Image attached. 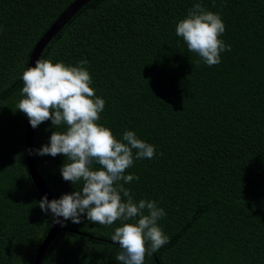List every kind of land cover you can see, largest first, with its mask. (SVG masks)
I'll return each instance as SVG.
<instances>
[{
  "label": "trees",
  "instance_id": "1",
  "mask_svg": "<svg viewBox=\"0 0 264 264\" xmlns=\"http://www.w3.org/2000/svg\"><path fill=\"white\" fill-rule=\"evenodd\" d=\"M73 1L0 0V264H31L52 222L26 168L16 105L33 44ZM194 3L226 26L231 51L218 65L198 64L175 34ZM38 59L87 60L105 100L97 123L155 146V158L125 171L139 177L124 184L134 201L167 213L158 225L170 240L144 264H264V0H81ZM64 130L41 123L32 150ZM32 156L53 199L81 190L63 180V155ZM119 226L63 221L39 264H119Z\"/></svg>",
  "mask_w": 264,
  "mask_h": 264
},
{
  "label": "clouds",
  "instance_id": "2",
  "mask_svg": "<svg viewBox=\"0 0 264 264\" xmlns=\"http://www.w3.org/2000/svg\"><path fill=\"white\" fill-rule=\"evenodd\" d=\"M225 31L220 14L207 10L201 3H194L175 28L188 51L199 56L197 63L203 61L208 66L218 65L221 53L231 51V45L220 38ZM87 63L81 60L72 66L38 59L22 73L17 110L28 117L33 129L48 120L53 128H65L62 132L53 131L48 144L30 151L40 156L63 155V180L73 185L82 182L81 190L51 201L45 195L37 203L43 212L50 211L54 222L61 226L68 220L78 224L82 216L104 226L120 221L121 226L111 235L120 247L115 259L119 264H144L146 254L153 255L170 240L158 225L167 213L154 200L134 201L124 184L139 177L126 175L125 171L134 165V159L155 158V146L130 130L119 141L110 129L97 123L105 100L90 87L93 80L84 67ZM121 193L126 200H122Z\"/></svg>",
  "mask_w": 264,
  "mask_h": 264
},
{
  "label": "water",
  "instance_id": "3",
  "mask_svg": "<svg viewBox=\"0 0 264 264\" xmlns=\"http://www.w3.org/2000/svg\"><path fill=\"white\" fill-rule=\"evenodd\" d=\"M81 0H75L73 1L60 15L57 19H55L51 25L44 31L42 36L33 44L28 59L26 62L25 70L28 67L34 66L35 62L37 60V57L39 56L40 52L42 51L44 45L46 42L58 31V29L62 26L64 22L67 21L69 18L71 12L75 10V8L78 6L79 2ZM81 4V3H80ZM22 81V77H21ZM23 84V81H22ZM33 134L34 129L30 125L28 117L24 114V134H23V149H24V159L26 163V168L29 174V177L31 179V182L35 188V190L38 192V194L43 197L47 195V198L49 201L53 200L52 196L50 195L49 191L47 190L46 186L44 185L41 177L39 176L36 166L33 161L32 156V142H33ZM52 216V214H51ZM60 230H66L61 224L55 223L54 218L52 216V222L51 225L39 243L37 249L35 250V253L33 255L31 264H39L40 259L42 257V254L44 253L45 249L47 248L48 244L51 242V240L55 237V235ZM156 261V259L154 258Z\"/></svg>",
  "mask_w": 264,
  "mask_h": 264
},
{
  "label": "rangeland",
  "instance_id": "4",
  "mask_svg": "<svg viewBox=\"0 0 264 264\" xmlns=\"http://www.w3.org/2000/svg\"><path fill=\"white\" fill-rule=\"evenodd\" d=\"M61 219V218H60Z\"/></svg>",
  "mask_w": 264,
  "mask_h": 264
}]
</instances>
